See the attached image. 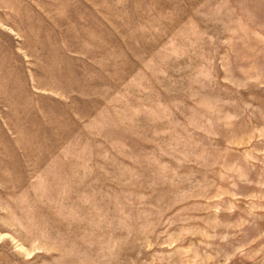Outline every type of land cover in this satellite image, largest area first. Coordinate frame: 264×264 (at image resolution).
<instances>
[{
    "label": "rangeland",
    "instance_id": "rangeland-1",
    "mask_svg": "<svg viewBox=\"0 0 264 264\" xmlns=\"http://www.w3.org/2000/svg\"><path fill=\"white\" fill-rule=\"evenodd\" d=\"M0 264H264V0H0Z\"/></svg>",
    "mask_w": 264,
    "mask_h": 264
}]
</instances>
